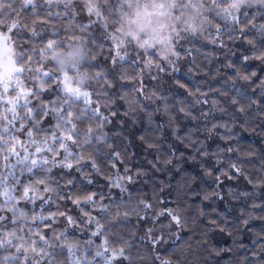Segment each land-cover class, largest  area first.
<instances>
[{
	"label": "snow or ice",
	"instance_id": "6c2138e0",
	"mask_svg": "<svg viewBox=\"0 0 264 264\" xmlns=\"http://www.w3.org/2000/svg\"><path fill=\"white\" fill-rule=\"evenodd\" d=\"M200 41L221 48L239 41L248 46L243 65H264V0H0V264H135V239L147 242L151 264H178L168 241L183 230V214L158 197L129 202L130 185L143 173L123 166L106 131L121 108L130 122L158 115L165 123H157V143L171 137V157L183 145L180 157L208 176L219 172L218 185L221 176H239L264 191V178L246 175L242 165L254 161L235 155L224 120L250 115L253 105L264 111V78L228 65L233 83L259 93L247 108L227 90L189 91L179 80L192 99L169 107L166 94L145 87L146 78L179 72L184 60L198 72L194 49L185 46ZM184 118L192 131L181 126ZM149 163L176 168L163 157ZM104 168L116 172L104 175ZM101 178L127 196L105 195ZM244 196L242 223L264 220V201ZM133 216L147 227L126 239L122 226ZM245 264H264V244Z\"/></svg>",
	"mask_w": 264,
	"mask_h": 264
},
{
	"label": "trees",
	"instance_id": "16d2710c",
	"mask_svg": "<svg viewBox=\"0 0 264 264\" xmlns=\"http://www.w3.org/2000/svg\"><path fill=\"white\" fill-rule=\"evenodd\" d=\"M185 47L194 49L191 59L199 68L198 72H189L187 60H184L178 65L181 69L179 72L161 73L157 80L146 78L144 81L145 87L150 91L159 89L161 94H166L169 107L179 100L192 99L184 89L178 87L177 80L185 84L189 91H194L197 86L204 90H227L229 96L240 99L242 106L246 108L250 98L260 100L259 93L253 95L245 82L237 80L233 83L229 79L235 71L228 67L229 64H234L236 68L247 67L248 71H255L264 78V65L259 61L250 60L246 66L243 65V55L249 54L246 44L240 46L239 41H227L226 46L221 48L200 41ZM236 89L240 91L237 92ZM118 111V115L110 117L111 123L107 125L106 131L111 130L109 135L122 154L121 158L125 161L123 166L143 173L130 185L132 192L129 202L135 206L137 197H152L153 203H156L158 197L183 214V230L173 233L168 241L172 245L169 254L174 253L178 257V264H245L246 255L252 259L253 251H258L260 244H264V240L254 243L264 237V220L257 218L252 219L248 225L242 223L239 219L240 210L248 205L249 197H239V194L250 193L251 200L260 203L264 201V191L254 188L239 176L232 179L221 176L223 184L218 185L215 177L220 175L219 172L208 176L191 157H180V152L185 151L183 145L177 144L176 156L171 157L168 153L174 143L172 138L157 143L162 140V135L156 131L157 123H165L158 115L154 114L150 119L140 114L130 122L122 108ZM231 111L230 108L229 113ZM249 111L250 115L237 113L238 119H231L230 114L225 115L224 120L230 121L231 139L228 143L237 150L235 155L254 161L242 165L247 170L246 175L259 181L264 178V111L258 105H253ZM180 124L182 127L187 126L189 131L193 130L191 122L186 118L181 119ZM149 144L153 147L149 148ZM220 144L224 146V141H220ZM213 148L215 149V145ZM160 157L173 159L176 168L169 170L170 166L163 163L158 169L152 168L149 162ZM109 168L103 169L104 175L115 174L116 169L109 171ZM97 187H105L103 178ZM111 194L114 197L127 196L126 193L120 194L119 190ZM214 222L224 231L213 227ZM142 227L146 228L147 225H142L135 216L131 217L130 223L122 226L125 238L143 236ZM177 234L179 239H173ZM133 243L135 248L132 256L135 264H151L147 242L135 239Z\"/></svg>",
	"mask_w": 264,
	"mask_h": 264
},
{
	"label": "rangeland",
	"instance_id": "374dc122",
	"mask_svg": "<svg viewBox=\"0 0 264 264\" xmlns=\"http://www.w3.org/2000/svg\"><path fill=\"white\" fill-rule=\"evenodd\" d=\"M116 172V170H115ZM99 189L105 194L113 193L114 191H117V189H109L108 187H99Z\"/></svg>",
	"mask_w": 264,
	"mask_h": 264
}]
</instances>
